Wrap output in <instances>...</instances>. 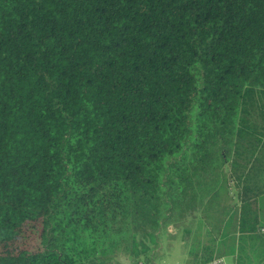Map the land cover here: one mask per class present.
<instances>
[{"label":"trees","instance_id":"1","mask_svg":"<svg viewBox=\"0 0 264 264\" xmlns=\"http://www.w3.org/2000/svg\"><path fill=\"white\" fill-rule=\"evenodd\" d=\"M195 212L184 264H264V0H0V264Z\"/></svg>","mask_w":264,"mask_h":264},{"label":"rangeland","instance_id":"2","mask_svg":"<svg viewBox=\"0 0 264 264\" xmlns=\"http://www.w3.org/2000/svg\"><path fill=\"white\" fill-rule=\"evenodd\" d=\"M204 231L199 213L188 214L182 221L161 227L155 236L134 242L133 250L135 248L144 250L143 254L137 257L136 262L139 264H184L190 250L206 241V239H197L198 236L203 237ZM119 256L115 257L111 264H120L122 255ZM226 261L232 264L231 257H226Z\"/></svg>","mask_w":264,"mask_h":264},{"label":"built area","instance_id":"3","mask_svg":"<svg viewBox=\"0 0 264 264\" xmlns=\"http://www.w3.org/2000/svg\"><path fill=\"white\" fill-rule=\"evenodd\" d=\"M201 264H228L223 257H215L206 263Z\"/></svg>","mask_w":264,"mask_h":264},{"label":"crops","instance_id":"4","mask_svg":"<svg viewBox=\"0 0 264 264\" xmlns=\"http://www.w3.org/2000/svg\"><path fill=\"white\" fill-rule=\"evenodd\" d=\"M120 257V256H119ZM120 264H139L136 262L131 261L128 257L122 255L121 261H119Z\"/></svg>","mask_w":264,"mask_h":264}]
</instances>
